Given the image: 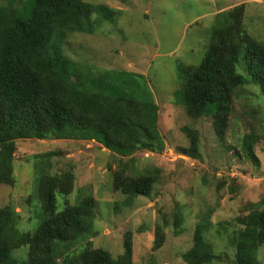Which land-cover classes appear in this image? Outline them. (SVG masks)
<instances>
[{"label": "trees", "instance_id": "trees-1", "mask_svg": "<svg viewBox=\"0 0 264 264\" xmlns=\"http://www.w3.org/2000/svg\"><path fill=\"white\" fill-rule=\"evenodd\" d=\"M2 1L0 183H14V155L19 141L77 138L100 143L118 158L113 190L123 198L114 205L100 203L94 196H78L73 202L75 172L71 168L61 173L53 171V152L36 155L48 164L38 175L37 198L42 219L33 230L20 231L21 215L15 207L0 208V264H134L135 232L130 229L124 233L123 251L116 257L93 241L77 248L87 236L100 235L96 225L104 219L108 224L123 206H133L139 197H151L162 173L159 168L152 173L155 167L147 166L142 174H137L135 166L140 153L162 155L166 150L158 129L156 102L147 100L149 95L144 89L143 98L114 91L109 70H101V75H97L99 68L77 61L82 45L98 36L96 32L104 23L115 22L123 11L84 0H33L32 12L23 18L17 9L3 5ZM246 16V3L217 13L202 61L197 66H185L183 92L187 115L193 120L210 119L212 131L222 140L227 136L235 99L242 89L254 84L264 96V42L248 33ZM77 33L86 34L87 40L83 37L82 44L79 39L73 42L70 37ZM72 48L76 57L70 55ZM242 52L247 76L237 69ZM182 131L189 145L179 147L178 151L199 159L201 132L190 126ZM259 142V135L252 132L244 135L240 146L256 167H260L256 152ZM214 178L218 193L229 180L237 182L231 177ZM255 208L234 220L238 229L232 238V264H260L257 251L264 246V199ZM159 216L152 256L146 264H158L155 252L164 247L167 228L173 236L184 231V216L178 207ZM140 229L145 231V225ZM211 236L206 225L197 224L192 247L181 254L183 262L218 264L221 254L215 252ZM23 248L27 249L26 254L19 253Z\"/></svg>", "mask_w": 264, "mask_h": 264}, {"label": "rangeland", "instance_id": "rangeland-1", "mask_svg": "<svg viewBox=\"0 0 264 264\" xmlns=\"http://www.w3.org/2000/svg\"><path fill=\"white\" fill-rule=\"evenodd\" d=\"M84 1L120 8L123 12L116 16L115 22L104 23L96 32L98 36L77 49V61L99 68L97 75H101V70H109L114 91L143 98V89L146 90L147 100H153L159 107L158 129L166 150L162 155L148 152L137 156V174H142L147 166L155 167L152 173L158 168L162 170L151 197H139L133 206H123L108 224L104 219L101 225H96L100 235L87 236L77 248L83 247L86 241H93L116 257L122 253L123 235L130 229L135 232L134 264H146L152 256L159 214H170L178 207L184 216V231L173 236L167 228L166 243L155 252L157 263L185 264L181 254L192 247L195 227L203 223L208 235H212L215 252L222 255L218 264H232V238L238 229L234 220L255 210L264 199V96L254 84L242 89L235 99L227 136L222 140L212 131L210 119L193 120L187 115L183 92L185 66H197L202 61L215 15L241 3H247L248 33L258 42H264V0ZM2 4L17 9L23 18H27L34 7L33 0H4ZM83 37L87 40L84 33L70 38L75 43L79 39L82 44ZM71 54L76 57L75 48L71 49ZM243 57L244 52L237 69L247 76ZM123 82L128 83L124 85ZM186 126L201 132L202 156L199 159L178 151L179 147L189 145V139L182 131ZM252 132L260 137L256 147L260 167L254 166L240 147L244 135ZM100 147L102 145L95 141L77 138L19 141L14 155V183H0V208L15 207L21 215L20 231L36 227L42 219L37 198L38 175L48 164L46 159L35 156L47 152L56 154L51 161L53 171L61 173L71 168L75 172V192L71 201L73 198L75 202L78 196H94L100 203L122 202V194L113 190L118 158ZM214 175L235 178L237 182L233 184L229 180L218 193ZM142 225H145V231L140 229ZM19 253L26 254L27 249L23 248ZM257 259L264 264V246L258 249Z\"/></svg>", "mask_w": 264, "mask_h": 264}, {"label": "crops", "instance_id": "crops-1", "mask_svg": "<svg viewBox=\"0 0 264 264\" xmlns=\"http://www.w3.org/2000/svg\"><path fill=\"white\" fill-rule=\"evenodd\" d=\"M246 5H247V3H246ZM120 9V8H119Z\"/></svg>", "mask_w": 264, "mask_h": 264}]
</instances>
